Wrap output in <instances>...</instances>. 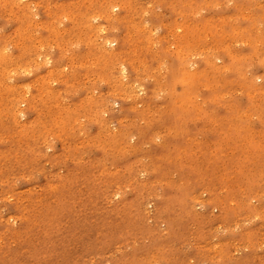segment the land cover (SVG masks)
I'll use <instances>...</instances> for the list:
<instances>
[{
	"label": "rangeland",
	"instance_id": "obj_1",
	"mask_svg": "<svg viewBox=\"0 0 264 264\" xmlns=\"http://www.w3.org/2000/svg\"><path fill=\"white\" fill-rule=\"evenodd\" d=\"M0 264H264V0H0Z\"/></svg>",
	"mask_w": 264,
	"mask_h": 264
}]
</instances>
